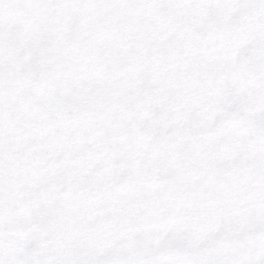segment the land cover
I'll list each match as a JSON object with an SVG mask.
<instances>
[{
  "label": "snow or ice",
  "instance_id": "obj_1",
  "mask_svg": "<svg viewBox=\"0 0 264 264\" xmlns=\"http://www.w3.org/2000/svg\"><path fill=\"white\" fill-rule=\"evenodd\" d=\"M0 264H264V0H0Z\"/></svg>",
  "mask_w": 264,
  "mask_h": 264
}]
</instances>
